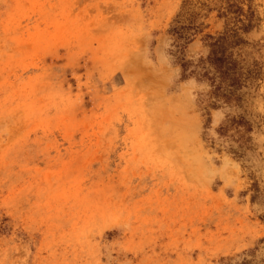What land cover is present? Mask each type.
<instances>
[{
    "label": "rangeland",
    "instance_id": "374dc122",
    "mask_svg": "<svg viewBox=\"0 0 264 264\" xmlns=\"http://www.w3.org/2000/svg\"><path fill=\"white\" fill-rule=\"evenodd\" d=\"M180 2L0 0V264H220L264 239V0L262 78L217 109L169 55Z\"/></svg>",
    "mask_w": 264,
    "mask_h": 264
},
{
    "label": "trees",
    "instance_id": "16d2710c",
    "mask_svg": "<svg viewBox=\"0 0 264 264\" xmlns=\"http://www.w3.org/2000/svg\"><path fill=\"white\" fill-rule=\"evenodd\" d=\"M212 12L223 20V32L217 37L204 36L208 48L206 57L195 63L186 61L187 46L203 33L204 20ZM259 21L251 0H181L168 29L169 55L180 67L183 78L206 81L213 99L211 108L217 109L220 104L240 105L245 91L254 89L262 78L263 65L251 58L254 47L246 38ZM258 245L220 264H264V258L257 257L260 250L264 251V239Z\"/></svg>",
    "mask_w": 264,
    "mask_h": 264
}]
</instances>
